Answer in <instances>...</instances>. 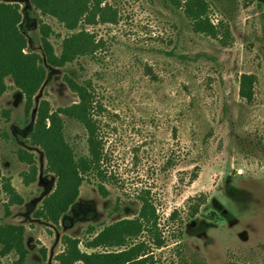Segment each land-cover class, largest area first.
I'll return each instance as SVG.
<instances>
[{"label":"rangeland","instance_id":"rangeland-1","mask_svg":"<svg viewBox=\"0 0 264 264\" xmlns=\"http://www.w3.org/2000/svg\"><path fill=\"white\" fill-rule=\"evenodd\" d=\"M9 1L20 3L30 33L40 21L50 26L58 52L68 33L62 24L27 14L23 0ZM104 2L117 20L87 26L100 49L68 67L91 82L101 105L105 176L83 182L58 226L34 216L56 178L28 144L33 115H25L23 94L5 80L0 167L22 202H9L0 184V222L24 227L22 264H59L64 235L90 251L85 242L95 232L136 218L143 199L155 210L157 230L145 229L130 242H145L153 264H264V0L209 3L215 35L194 31L181 9L173 13L161 0ZM30 46L39 50L34 39ZM179 53L202 56L182 60ZM67 68L50 69L36 105L46 99L56 109L77 101L63 79ZM243 73L255 77L250 101L239 95ZM66 134L85 152L86 134L77 123L68 120ZM18 148L35 158L32 182L22 176L29 165L18 160ZM154 233L164 241L159 248ZM16 259L0 255V264Z\"/></svg>","mask_w":264,"mask_h":264},{"label":"trees","instance_id":"trees-1","mask_svg":"<svg viewBox=\"0 0 264 264\" xmlns=\"http://www.w3.org/2000/svg\"><path fill=\"white\" fill-rule=\"evenodd\" d=\"M104 1L23 0L27 14L39 13L53 17L68 31L61 38L57 52L50 40L52 30L48 24L40 21L39 29L30 33L20 3L0 0V96L7 88L6 78H10L13 86L24 96L25 115L28 119L33 115V119L28 120V144L38 151L45 164V171L56 178L54 189L42 199L41 205L34 211V216L55 226L59 225L60 218L78 198L83 182L89 180L90 176H96L100 180L105 176L101 166L103 142L98 120L101 105L95 98L91 82L79 79L75 70L68 67L79 58L92 56L100 49V40L95 38L87 26L117 20L116 11H112L110 5ZM161 1L173 13L181 9L182 16L190 21L194 31L215 35L216 28L207 15L209 3H214L215 0ZM32 38L39 43V50L31 48ZM168 54L176 55L174 51H169ZM177 55L182 60L192 61L202 56L199 53ZM52 68L68 69L63 79L76 94L77 101L56 109L51 108L46 99L35 104V98ZM254 83L255 77L252 74H241L239 95L246 101L253 98ZM68 120L74 121L84 130L85 152L78 148L76 139L67 137ZM16 154L19 161L29 165V171L22 172L25 182H32L37 173L35 158L24 148H18ZM0 184L8 195L9 202H22L11 185L10 178L2 175L1 167ZM99 187L103 189L101 184ZM197 211L195 208L191 215ZM156 225L155 210L143 199L136 218L121 219L95 232L85 242V247L91 249L90 251L79 248L78 238L64 235L63 248L56 255V260L59 264H153V256L147 252L145 242L132 243L130 240L145 229L153 232L152 228ZM163 242L160 235L153 234L155 247H161ZM9 254L17 256L11 264L24 262L27 254L24 227L0 222V255Z\"/></svg>","mask_w":264,"mask_h":264}]
</instances>
